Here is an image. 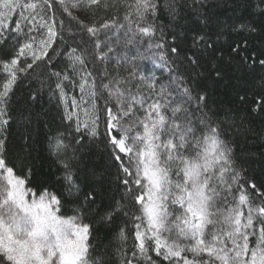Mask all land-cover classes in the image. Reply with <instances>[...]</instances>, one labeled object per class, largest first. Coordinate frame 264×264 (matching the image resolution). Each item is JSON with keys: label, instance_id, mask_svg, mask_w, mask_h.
Masks as SVG:
<instances>
[{"label": "snow or ice", "instance_id": "6c2138e0", "mask_svg": "<svg viewBox=\"0 0 264 264\" xmlns=\"http://www.w3.org/2000/svg\"><path fill=\"white\" fill-rule=\"evenodd\" d=\"M210 6L0 0V264H111L86 222L98 193L79 182L85 140L103 143L115 165L100 219L124 218L119 264H264V180L249 176L237 152L251 117L264 115V72L244 80L264 69V48L247 39L261 29L237 24L230 32L241 40L225 50ZM251 6L264 17V0ZM33 73L67 122L49 140L59 187L37 180L9 147L11 98ZM232 78L224 105L210 85ZM39 99L29 94L30 104ZM20 122L30 127L31 114Z\"/></svg>", "mask_w": 264, "mask_h": 264}, {"label": "trees", "instance_id": "16d2710c", "mask_svg": "<svg viewBox=\"0 0 264 264\" xmlns=\"http://www.w3.org/2000/svg\"><path fill=\"white\" fill-rule=\"evenodd\" d=\"M252 3L253 0H210L208 15L225 28V35L219 42L225 50L228 43L241 40L240 34L230 32L231 28L239 23L254 24L260 28L261 36L247 37V39L250 49L260 51L264 48V17L253 10ZM188 26L197 25L193 20H189ZM4 54V51L0 50V57ZM149 67L152 65L149 64ZM39 71L40 69H37V72ZM261 72H264V69L257 68L255 74L246 73L244 80L250 85L253 75ZM164 75L167 76V72ZM236 86L237 80L232 78L227 82L210 85V88L218 101L228 105L234 99L233 91ZM36 91L40 95L39 102L30 104L29 94ZM11 109L17 121L7 131L9 147L15 155L25 159L37 180L46 179L50 185L59 187L56 182L61 173L57 157L49 150V140L57 131H64L63 124L67 122L61 120L56 99L52 97L46 86L41 85L40 80L33 73L27 78H21L16 85L11 98ZM29 114H31V125L27 127L20 122V118ZM251 123L253 131L238 141L237 152L249 176L255 177L259 184L264 180V115H253ZM26 135L30 136L27 141L24 139ZM84 145L78 152L81 157L79 182L83 191L94 188L98 193L96 204L93 205L98 211L95 214L89 213L86 221L92 224V243L96 246L97 253L104 254L110 259L111 264H119L118 257L114 253L118 247L128 246L122 245L118 240L119 229L124 226V218L117 216L111 222L100 219L110 203L109 197L115 192V165L104 149L103 143H90L85 140Z\"/></svg>", "mask_w": 264, "mask_h": 264}]
</instances>
